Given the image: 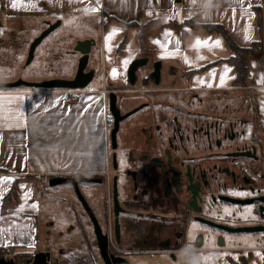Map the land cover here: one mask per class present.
I'll use <instances>...</instances> for the list:
<instances>
[{
  "label": "crops",
  "instance_id": "obj_1",
  "mask_svg": "<svg viewBox=\"0 0 264 264\" xmlns=\"http://www.w3.org/2000/svg\"><path fill=\"white\" fill-rule=\"evenodd\" d=\"M257 7L262 14V34ZM20 12L42 14L47 27L54 22L46 17L54 14L66 16L69 23L78 21L87 28L80 41L92 39L90 29L100 22L102 83L81 91L77 102L66 100L65 89L0 91V247L26 245L31 249L39 245L41 234L48 236L54 227L58 236L68 231L71 224L62 221L61 211H80L79 205L68 189L66 196L58 195L49 180L56 176L105 177L110 167V129L105 118L109 97L102 90L105 85L119 90L117 85L128 81L134 59L143 55L161 61L168 71L178 67L177 74L222 60L192 73L182 86L241 95L249 101L251 116L258 118L264 137V54L246 57V85L234 87L237 73L225 61L233 54L225 38L187 25L184 34L177 23L191 18L204 24L222 23L237 43L249 46L261 37L264 42V0H0V29L13 28L12 21L3 19ZM123 38V53L117 60ZM98 68L97 63L90 67L95 72ZM80 189L100 212L94 193L101 184L83 182ZM71 191L76 195L73 186ZM49 202L53 205L48 206Z\"/></svg>",
  "mask_w": 264,
  "mask_h": 264
},
{
  "label": "flooded vegetation",
  "instance_id": "obj_2",
  "mask_svg": "<svg viewBox=\"0 0 264 264\" xmlns=\"http://www.w3.org/2000/svg\"><path fill=\"white\" fill-rule=\"evenodd\" d=\"M147 59L151 70L139 79L136 71L135 85L128 78L132 89L126 92L137 93L136 107L143 105L140 110L149 114L121 122L116 150L109 139L110 174L109 182L102 178L100 212L86 198L109 234L108 252L128 264L127 255L155 252L201 257L199 264H264V232H233L264 225V204L242 202L259 198L264 203V137L249 102L227 90L160 87L163 77L157 84L151 76L158 60ZM116 90L118 105L123 91ZM120 109L123 114L134 110ZM116 179L125 210L120 243L114 234ZM82 209L62 217L72 224L62 235L70 241L59 253L65 255V264L76 256L78 264H104L94 225ZM90 226L93 234L88 238ZM77 238L82 242L76 243ZM242 248L254 250L243 255ZM54 257L52 253L50 263Z\"/></svg>",
  "mask_w": 264,
  "mask_h": 264
},
{
  "label": "rangeland",
  "instance_id": "obj_3",
  "mask_svg": "<svg viewBox=\"0 0 264 264\" xmlns=\"http://www.w3.org/2000/svg\"><path fill=\"white\" fill-rule=\"evenodd\" d=\"M31 15H26L16 13L9 18L3 19L4 21H12L13 28L10 29H0V82H12V79L18 80L19 78L24 79L29 82L33 81H47V79H72L73 75L76 73L78 68V60L81 57V53L77 51L76 47L80 40H82L84 35L87 33V28L80 22L74 21V23H69L66 16L62 18L58 15L47 16L46 20H52L54 23L57 21L63 23L60 24L55 30L48 34V36L36 47L34 58L30 63H28L30 47L32 42L39 37V35L44 32L47 28L45 19L37 12L30 13ZM2 16H0L1 18ZM60 17V18H59ZM58 18V19H57ZM94 23L96 19L89 18ZM88 19V20H89ZM92 21V22H93ZM3 22V21H2ZM88 26V25H87ZM92 39L94 44L90 51L89 65L92 68L96 63L98 64V69L95 72V78L91 82L90 87L96 88L97 84L102 83L101 73L102 70L100 63V56L102 53L101 40L103 38V25L98 22L95 23L90 29ZM117 57V56H116ZM151 70V64L147 66L140 67L137 70V76L143 77ZM163 80L160 87H182L184 84V76L182 74L174 73L167 70V67H163L161 72ZM101 86V84H100ZM137 87V86H136ZM117 88H122L123 92L119 93L118 105L124 110L134 109L140 101L137 93L126 92L129 89H132L127 83L121 81ZM140 90V89H137ZM117 91V90H116ZM143 91V90H142ZM244 102H249L246 99ZM149 114L146 110H139L130 118L136 119L144 115ZM109 169V168H108ZM108 171V170H107ZM99 186V185H98ZM53 187L58 188V195L67 194V189L69 190L68 194L71 195L73 200L79 204V209L81 207V201L78 198V195H73L71 191L72 185H55ZM75 191V190H74ZM104 192V189H98L94 196L99 199L100 208L102 207L100 195ZM44 200V199H43ZM53 205V202H49L48 206ZM83 210V209H82ZM101 210V209H100ZM62 216L66 215L67 218L72 216L73 211L63 209L61 211ZM70 214V215H69ZM52 221V220H51ZM44 220H40L41 230L42 223ZM72 224V223H70ZM89 225V224H88ZM112 225L109 226V228ZM53 231L48 236L40 235L39 247L41 249L47 247L50 248L51 252L56 255L60 254L59 250L63 248L64 244L67 241H70L66 236H58L55 227L52 228ZM92 227L89 229V236H92ZM47 237V238H45ZM76 240V239H74ZM72 240V241H74ZM76 243H81L82 239L77 238ZM46 244V245H45ZM252 247V244H250ZM190 247V245H189ZM246 249L245 253H252L254 249L252 248H242ZM247 249H250L247 251ZM241 253L235 254L236 256H241ZM129 264H199L201 257L190 256L186 253H172V252H155V254H140V255H127ZM203 260V259H202Z\"/></svg>",
  "mask_w": 264,
  "mask_h": 264
},
{
  "label": "water",
  "instance_id": "obj_4",
  "mask_svg": "<svg viewBox=\"0 0 264 264\" xmlns=\"http://www.w3.org/2000/svg\"><path fill=\"white\" fill-rule=\"evenodd\" d=\"M61 24V20L57 21L56 23H50L49 26L46 28L44 32H42L39 37H37L31 44L30 47V53L28 58V63L32 61L35 54L36 47L48 36L49 33H51L53 30H55L57 27H59ZM94 44V41L92 39L89 40H83L80 41L76 47L77 51L81 53V57L78 60V68L76 70L75 76L72 79H47V81H33L29 82L24 79L19 78L16 81L12 82H0V90L4 88L13 89L18 87H27V88H37V89H77V88H85L91 84V82L94 80L95 70L90 69L88 70L89 65V58H90V51L91 46ZM148 64L147 58H136L134 59L133 63L130 65L127 76L130 79V84L135 85V82L137 80L136 71L143 66H146ZM161 68H162V62L157 61L154 64V70L151 73V76L157 78V84L160 82L161 79ZM118 100V91L112 90V92L109 95V106H110V112L112 114L114 123L113 128L110 130V140H111V149L116 150L118 146V133L120 130L121 122L130 117L131 115L135 114L137 111L142 109L144 106L141 105L139 107H136L134 110L127 112L125 114L122 113V110L117 105ZM116 154H114V164H116ZM50 186L55 185H65L70 184L73 186L75 193L78 195L79 200L81 201L84 209L89 213L91 221L94 225V234L95 237L98 238V247L100 252L103 255L104 264H128L122 257H118L114 254L110 255L109 250V234L105 233L101 223H99V220L97 216L94 214L93 209L90 208L85 195L82 193L80 189V184L83 182H90V183H100L103 184L104 180L99 177H52L49 180ZM114 202H113V208H114V215H115V237H117L118 243H120L121 240V222H120V215L124 213L123 207L120 205V201L118 198V186H117V179L115 180L114 184ZM243 203H257V204H264L263 201L259 198H256L255 200H243ZM264 215V214H263ZM262 215V216H263ZM264 232V225H256V226H245L241 228L233 229L234 233H254V232ZM52 258V253L49 251H38L35 253V256L32 260L31 264H50ZM0 264H13L12 261H6L3 258H0Z\"/></svg>",
  "mask_w": 264,
  "mask_h": 264
},
{
  "label": "trees",
  "instance_id": "obj_5",
  "mask_svg": "<svg viewBox=\"0 0 264 264\" xmlns=\"http://www.w3.org/2000/svg\"><path fill=\"white\" fill-rule=\"evenodd\" d=\"M256 10L258 14V27L260 28L259 30H260V33L262 34V29H263L261 28L262 27L261 26L262 25V14L258 7L256 8ZM134 23L135 22L130 23L128 25H133ZM177 23L183 29L182 31L184 32V34H185V29H184L185 25L195 28V29H204L210 32H217L221 34L225 38L227 44H229L233 52L231 56L225 59V61L235 66V69H236L237 75L232 83V86L240 87V86L246 85V78L248 76V66L246 62L247 60L246 57L250 55L261 54V53L264 54V42L262 40V37L257 40H253L249 46H242L233 39L229 30L226 29V27L222 23H205L204 24V23L197 22L194 18H191V20H185V21L177 22ZM124 40L125 38H123L120 41L119 46L117 47L118 48L117 60H119V58L122 56V53H123L122 45H123ZM142 41L143 39L141 36V42ZM141 47H142V55H143L146 53V49L145 47H143V45ZM221 61L212 62L203 67L194 68L189 71H185V72L181 71L180 74H182V76H192V73L205 71L210 65L220 63ZM177 68L178 67L173 68L174 73H176ZM19 89H26L29 91L44 90V89H37V88L18 87V88H13V89L4 88V89H1L0 91H4V90L5 91H18ZM112 127H113V124L111 125L110 129ZM89 177H95V175H90ZM9 250H12L15 253L16 257L18 258V264H31L35 256V253H37L38 251L42 249L39 247V245L31 249L27 247L26 245L24 246L23 245H9V247H0V256H3V254ZM77 259H78V256L72 259L69 264H78ZM50 264H65V255H60V254L56 255Z\"/></svg>",
  "mask_w": 264,
  "mask_h": 264
},
{
  "label": "built area",
  "instance_id": "obj_6",
  "mask_svg": "<svg viewBox=\"0 0 264 264\" xmlns=\"http://www.w3.org/2000/svg\"><path fill=\"white\" fill-rule=\"evenodd\" d=\"M91 90H92V88L87 86L85 88L65 89L64 92L66 93V100L68 102H77V100L80 97L81 91H91ZM102 91L104 92L105 97L108 98L110 93L112 92V89H110L109 87H107V85H105ZM106 106H108V107L106 109L105 118H106L107 124H108L109 129H110V127L113 124L114 120H113L112 114L110 112L109 99L107 101V105ZM109 174H110V171L108 169V171H106V173H105V176H106V179H108V182H109ZM38 177H41V176L38 175ZM0 258H3V259H5L6 261H9V262L12 261L13 264H18V258L16 257L15 253L12 250H9V251L5 252L3 254V256H0Z\"/></svg>",
  "mask_w": 264,
  "mask_h": 264
},
{
  "label": "snow or ice",
  "instance_id": "obj_7",
  "mask_svg": "<svg viewBox=\"0 0 264 264\" xmlns=\"http://www.w3.org/2000/svg\"><path fill=\"white\" fill-rule=\"evenodd\" d=\"M218 43V42H217Z\"/></svg>",
  "mask_w": 264,
  "mask_h": 264
}]
</instances>
